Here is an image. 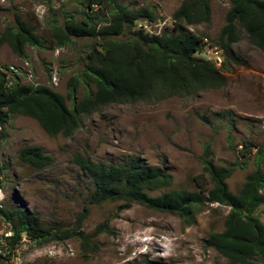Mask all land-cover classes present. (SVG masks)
Here are the masks:
<instances>
[{
	"label": "rangeland",
	"instance_id": "obj_1",
	"mask_svg": "<svg viewBox=\"0 0 264 264\" xmlns=\"http://www.w3.org/2000/svg\"><path fill=\"white\" fill-rule=\"evenodd\" d=\"M117 1L129 9L152 8L157 20L146 26L155 33L171 29V15L183 0ZM49 8L56 12L59 23L81 20L77 0H0V33L14 25V15L19 14L35 26L38 35H44L53 19ZM229 8L227 0H211L210 23L191 26L190 30L220 49L215 40ZM237 35L231 50L240 64L226 65L220 88L159 102L105 106L83 117L80 127L68 138H50L35 120L12 116L2 130L0 143V207L25 208L42 227L56 226L88 236L106 224L112 234L102 232L89 238L88 244L75 237L41 247L23 239L7 264H229L205 244L210 234L223 231L227 208L207 205L193 225L185 226L177 216L137 204L127 210L119 209L120 202L89 205L93 186L73 159L78 155L104 166L128 165L139 159L172 176V186L161 192H198V183L207 182L202 159L208 148L215 165L238 164L226 180L229 191L237 193L253 170L255 152L264 148V53L248 42L240 28ZM91 44L90 39H77L73 46L52 51L27 47L23 58L4 45L0 48V70L7 74L10 84L45 85L65 97L66 84L81 70ZM82 91L80 86L77 98ZM243 144L255 146L248 160L239 155ZM26 146L41 148L53 158V164L36 170L21 163L18 154ZM84 209L87 213L82 218ZM257 214L264 225V213ZM6 232L7 225L0 221L2 245Z\"/></svg>",
	"mask_w": 264,
	"mask_h": 264
},
{
	"label": "trees",
	"instance_id": "obj_2",
	"mask_svg": "<svg viewBox=\"0 0 264 264\" xmlns=\"http://www.w3.org/2000/svg\"><path fill=\"white\" fill-rule=\"evenodd\" d=\"M77 1L82 9L80 21L70 19L59 23L56 12L49 8L53 19L44 35H38L35 26L19 14L14 15V25L6 26L0 33V48L7 45L19 58L25 56L27 47L52 51L73 46L77 39L92 41L81 61V70L66 84L65 97L45 85L10 84L7 74L0 70V143L2 130L14 115L35 120L50 138H68L80 127L83 117L105 106L159 102L220 88L225 82L226 65L240 64L231 50L238 41V28L252 46L264 53V0H227L230 8L225 25L215 40L224 56L219 69L205 58H197L204 38L190 30L191 26L210 23L211 0H183L171 15V29L157 34L137 27L139 23H155L157 17L152 8L129 9L117 0ZM80 86L83 91L81 98H77ZM254 147L243 144L240 157L248 160ZM254 157L252 172L235 194L229 191L226 180L238 164L215 165L209 159L208 148L202 159L207 182L198 183V192L185 189L161 192L172 186V176L139 159L128 165L111 166L91 163L78 155H74L73 161L93 186L89 205L120 202L119 209L127 210L137 204L177 216L185 226L193 225L207 205L227 208L223 231L210 234L206 246L229 264H264V225L257 214L264 213V169H261L264 148H258ZM18 159L36 170L53 164V158L35 146L22 147ZM2 171L0 165V189ZM158 191L159 195H152ZM86 213L84 209L80 217ZM0 221L11 232V237L5 239L7 248H0V264L9 263L12 252L23 239L41 247L75 237L88 244L89 238L102 232L112 234L106 224L88 236L56 226L42 227L38 218L22 207H0Z\"/></svg>",
	"mask_w": 264,
	"mask_h": 264
},
{
	"label": "built area",
	"instance_id": "obj_3",
	"mask_svg": "<svg viewBox=\"0 0 264 264\" xmlns=\"http://www.w3.org/2000/svg\"><path fill=\"white\" fill-rule=\"evenodd\" d=\"M146 25H149L151 27L154 24L150 25L147 23L146 24L139 23L137 24V27L143 28L147 32L153 33L148 29ZM157 33H160V32H155L154 34H157ZM202 45L203 47L201 49V53H198L197 56L205 58L207 61L212 62L216 68L218 69L221 68L223 60H224L222 50L217 49L216 47L210 45L209 42L205 38L202 40ZM9 237H11V232L9 231L4 234V237L2 236L1 239L3 240L4 244L3 245L0 244L1 247L7 248V242L5 241V239Z\"/></svg>",
	"mask_w": 264,
	"mask_h": 264
}]
</instances>
